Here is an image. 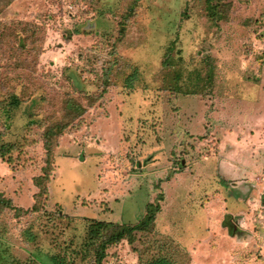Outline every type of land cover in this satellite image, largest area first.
Listing matches in <instances>:
<instances>
[{
	"label": "rangeland",
	"instance_id": "obj_1",
	"mask_svg": "<svg viewBox=\"0 0 264 264\" xmlns=\"http://www.w3.org/2000/svg\"><path fill=\"white\" fill-rule=\"evenodd\" d=\"M57 122L39 212L1 211L0 264H94L87 221L134 224L161 192L141 251L148 239L176 264H264V0H0V197L13 206L31 209ZM227 152L256 173L225 177L231 160L223 180ZM227 204L242 209L238 235ZM135 256L124 240L102 264Z\"/></svg>",
	"mask_w": 264,
	"mask_h": 264
},
{
	"label": "trees",
	"instance_id": "obj_2",
	"mask_svg": "<svg viewBox=\"0 0 264 264\" xmlns=\"http://www.w3.org/2000/svg\"><path fill=\"white\" fill-rule=\"evenodd\" d=\"M208 10L211 14L210 16L212 19L218 16L216 15L217 11L212 5H208ZM107 69V80L104 81V86L101 88L100 94L98 95L96 100L100 99L102 95H105L110 87H113L112 82H110L109 79V76L112 74L111 67ZM205 78L207 82L213 79L212 68H210L209 73H207ZM78 109L80 114H83L85 112V109L82 106H79ZM66 124L67 123L64 122L54 123L53 125L47 126L45 131L43 132V146L46 151V165L43 168V175L34 178V184L36 185L38 191L34 194V203L31 209L15 207L12 205L10 199H4L0 197V214L3 209L14 210L16 217H21L29 213L39 212L40 207L39 205H37L38 198L42 196L45 197L48 193L46 182H48L50 178L49 174L54 157L53 148L57 146L58 136L63 133L64 129L66 128ZM163 199L164 196L161 192L157 195L155 202H150L146 205V212L143 218H141L134 224H121L112 221H87L88 226L84 243H86L87 246H93V263L102 264L107 255V250L126 240V243L131 247V250L137 254L139 264H176L173 257L168 256V252L170 251V248H168V246L154 249V251L151 252H149L148 249V239H155L152 237L157 236L155 232V219L157 213L160 211V202H162ZM227 226L229 230H231L232 224L228 223ZM141 235H145V238H148L147 241L144 242V245L146 244V246L143 247L142 251L136 247V243L141 238ZM148 255L149 258H147Z\"/></svg>",
	"mask_w": 264,
	"mask_h": 264
},
{
	"label": "crops",
	"instance_id": "obj_3",
	"mask_svg": "<svg viewBox=\"0 0 264 264\" xmlns=\"http://www.w3.org/2000/svg\"><path fill=\"white\" fill-rule=\"evenodd\" d=\"M235 150H233V152H234ZM232 152V153H233ZM221 155H222V158L220 159V162H219V168H220V175H221V173H222V169H224V167H226V166H228V164H229V161H231L232 159H230V156H231V154H230V156L228 157V152L227 153H225V154H222L221 153ZM236 159H234V160H236V161H234V160H232V162H235L236 164H238V166H239V169H237L236 171L235 170H233V172H231V171H227V169H226V171H224V174H226V175H224V174H222L221 175V178H223V180L225 179V180H227L225 177L227 176L229 179H233L234 178V176H237V177H240V179H238L237 181H239V182H244V181H246V180H248V173H250V172H254V173H256V171H250L249 170V168H248V163H246L245 162V160L243 159V162H241V160L242 159H238L237 157H235ZM223 159V160H222ZM235 172V173H234ZM225 177H224V176ZM233 177V178H232ZM238 183V182H237ZM217 189V188H216ZM216 189H215V192H216ZM210 196V195H209ZM212 197V196H211ZM165 198V197H164ZM226 200V199H225ZM226 203H227V201H225ZM246 203H248V201L246 202V200H245V207H243L242 209H244L245 208V210H247V207H246ZM234 207H237V205H235ZM227 208H228V210H227V212H228V214L226 215V216H228L227 217V224L224 226L226 229H227V231H228V234L231 236H234V235H238V234H240V231H238L239 229L238 228H236V225H234L233 223H232V215L231 214H233L234 215V213H236V212H238L239 210H242L241 208H236L235 210H234V212L232 213L231 212V210H230V207L228 206V204H227ZM160 211H161V209H160ZM160 211L157 213V215H156V219H157V217H158V215H159V213H160ZM215 217V216H214ZM156 219H155V222H156ZM228 223H230V224H232V228H231V230H229V228H228ZM211 225V224H210ZM155 231H156V224H155ZM157 232V231H156ZM170 236V235H169ZM171 237V236H170ZM175 240L174 238H172L171 237V240ZM135 260H136V262L139 264V261H138V256H137V254L135 253Z\"/></svg>",
	"mask_w": 264,
	"mask_h": 264
}]
</instances>
